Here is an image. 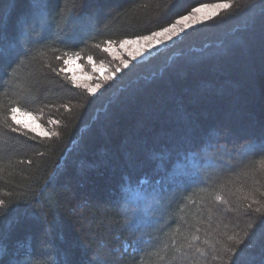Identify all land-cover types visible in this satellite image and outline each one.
<instances>
[{
	"label": "trees",
	"instance_id": "1",
	"mask_svg": "<svg viewBox=\"0 0 264 264\" xmlns=\"http://www.w3.org/2000/svg\"><path fill=\"white\" fill-rule=\"evenodd\" d=\"M217 2L230 7L146 58L110 59V44ZM44 3L0 0V264H264V239L250 227L264 216V0ZM89 57L113 72L94 93L65 70ZM13 108L55 135L18 129ZM220 123L240 140L227 161L221 144L198 145ZM147 129L197 138L161 147L139 137ZM119 136L145 139L144 152L182 150L171 166L138 163L132 146L113 144Z\"/></svg>",
	"mask_w": 264,
	"mask_h": 264
},
{
	"label": "rangeland",
	"instance_id": "2",
	"mask_svg": "<svg viewBox=\"0 0 264 264\" xmlns=\"http://www.w3.org/2000/svg\"><path fill=\"white\" fill-rule=\"evenodd\" d=\"M225 3H227V2H217V3H213V4L200 5V6L196 7L195 9H200L199 12H195L193 10L189 14L183 16V17H189V19H187L186 21L182 20L183 17H181L177 20V21H180V23H177V21H175L171 25L166 26L165 28H171L172 30L167 35L162 34L158 38L152 39L151 40V46H149V43L147 41L138 40V38H140V37L132 38V39H124L127 41H138L135 43L130 42L127 44H122L120 41L117 44H110L109 46H107L108 50L110 51V55H111L110 59L112 58L113 60H116L118 62V65H124L125 61H127V64H128V63L135 61V60L144 59L147 56H149L150 54H152L154 51H157V50L164 48L167 44L171 43L174 39L178 38L187 29H189V28L195 26L197 23L205 20V19H202L203 17H205V16L210 17V16L214 15V13H216L220 9H222L221 7H217V6L225 4ZM193 16L196 17V22H193V20L191 19V17H193ZM172 26H175V27L173 28ZM162 30H159L156 32H162ZM151 35H152V33L149 35H145V36L151 37ZM141 37H144V36H141ZM124 40H122V41H124ZM157 40H159V43H157ZM138 48L143 49L139 54H137ZM215 55H217V54H214L212 56H215ZM212 59H215V58H212ZM88 60H89V58H84L82 60L74 59V60H69L65 64V70L69 72L72 79L75 78L76 83L95 87L96 85H98L97 82H99V80H101L102 78H106L107 75L113 74V72H110V69L106 64H101V63L95 64L94 61H92V60L88 61ZM115 69H116V71H118L119 66H115L112 70H115ZM225 96L230 98V100L233 99L234 108H236L237 106L242 107L244 104V103L239 104V103L235 102L236 99H238L239 101L242 100L240 98V96L237 95L236 93H233V92L228 93V95H225ZM240 105H242V106H240ZM234 112L235 113H233V111L231 112V114H232L231 116L234 118L233 121L234 120L237 121L238 119H236V117H235L237 115V111H234ZM13 116H15V119H13ZM185 116L189 117V115H187V114H185ZM11 121L13 122V125L14 124L18 125V129H23V128L25 130L28 129V130L36 133V134H39V135H41V134L45 135V133H50V130L48 129V127L45 124L41 123V122H47V121H43V120L40 121V119H38V116L32 112H26V111H22V110H19L15 113L11 112ZM17 122H19V123H17ZM220 124H221L219 126L220 127V133L218 134L219 135L218 137H214L212 141L206 139L204 136L199 137L198 141L201 140L200 142H202V141H204V142H202V143L198 142V145L206 143V144L211 146V143H212V144H215L217 146H220V144H221L220 147L221 148L224 147V150L219 151L220 149H218V150L212 149V151H213V153L216 151H219L216 153H218L220 156H222V159H224V161H227V157H230V155H231L230 153H232V151H230V149L226 150V148L231 147V143L235 144V143L240 142V140L237 141V138L234 137L233 135H231L230 130L228 129V127H226V124H225V126L223 123H220ZM169 131L170 130H168V129H164L160 133H158V132H153V131L147 129L142 133V134H144V137L141 136V134L139 135V137L140 138H147V141H150V143L152 145L158 143L161 147H162V145L167 144V143L168 144L171 143V145L174 144V147L175 146L179 147L178 141L179 142L183 141V137H184V143H186L187 141H191L196 137V135H194L195 137H191L193 134L191 132L189 133V131H186L183 134V137L172 138V136H170V134L173 135V131H171L172 133H170L168 135ZM163 134L165 135L163 137L164 139L159 138L160 135L162 136ZM177 135L179 136V134H177ZM185 136H188V138ZM121 137L122 136H119V139ZM124 138L126 140L129 139L127 136H125ZM119 139L113 143L115 146H122L124 141H122V138L120 140ZM221 140L224 141L225 143L222 142ZM139 142L141 144H139ZM144 142H145V139H140V141H138V139H135V138H133L130 141V143H127V141H126L127 144H125V142H124V144L126 146H128V147L132 146L131 149L133 148L134 153H135V159L137 160L138 163H143L144 161L146 162V160H149L152 156H154V157H156L155 158V164H161L164 162L165 166L166 165L171 166V164L176 160V158L180 156V153L182 150V148L176 149L174 147L173 148L172 147H166V148L163 147L164 149L159 150V151L149 149V151L144 152V150L146 149V145H143ZM135 143H137V144H135ZM132 144H134V145H132ZM190 144H192V143H190ZM70 146H72V145H70ZM169 149L171 151L168 153ZM147 154H148V156H147ZM216 155L217 154H215V156ZM151 160H153V159H151ZM154 166H156V165H154ZM158 167L159 166H156V169ZM151 171H153V169H151ZM84 173H86L85 176L88 180L89 172L85 171ZM77 180L81 181L83 187H84V184L87 185V181H84L82 179V177L78 176ZM81 222L86 227V228H84L85 231L88 232L89 224H88L87 218H82ZM224 222L227 223L226 220H224ZM231 225H232L231 222L228 223L227 230L231 231V229H230V228H232ZM244 227L247 228L248 225H244ZM256 237H257V235H256ZM253 238L256 239L255 236ZM251 242H253V241H251ZM82 245L85 246V244H82ZM92 256H94V255H92ZM223 263L228 264L226 262H222V264ZM232 264H234V263H232Z\"/></svg>",
	"mask_w": 264,
	"mask_h": 264
},
{
	"label": "snow or ice",
	"instance_id": "3",
	"mask_svg": "<svg viewBox=\"0 0 264 264\" xmlns=\"http://www.w3.org/2000/svg\"><path fill=\"white\" fill-rule=\"evenodd\" d=\"M32 3L35 5V7L37 9H42V8H45L47 5L44 3V0H32ZM68 6L69 8H75V0H71V3L66 5ZM217 7H221V8H229L230 7V4H222V5H218ZM195 12H199L200 9H194ZM215 14V13H214ZM209 17L205 16L203 17L202 19H208ZM189 19V17H183L182 20H187ZM191 19L193 20V22H196V17L193 16L191 17ZM177 23H180V21H177ZM187 26V25H186ZM173 28L175 26H172ZM172 29L171 28H164L162 30V32H154L152 33L151 37H148V36H144V37H140L138 38V40H144V41H147L149 43V46H151V40L152 39H156L158 38L160 35H167ZM6 37H5V33H4V30L3 28H0V63H3V60H4V56H5V52H4V48H3V45H4V41H5ZM135 43V42H138V41H127V40H124V41H121L122 44H127V43ZM157 43H159V40H157ZM143 49L142 48H138L137 49V54H139ZM77 56L79 55L78 53L76 54ZM89 60H91V57H89ZM68 61H65V63H67ZM124 65L125 67H127V61L124 62ZM73 83H76V80L75 78H73ZM84 87L87 88V90L89 91V93H94L96 91V89H98L99 87H101L100 85H96L95 87H91V86H88V85H84ZM19 111L18 108H13L12 109V112L15 113ZM13 119H15V116H13ZM19 123V122H17ZM45 135H55V133H45ZM260 166L261 167H264V160H262L260 162ZM216 199L217 200H220L221 197L219 195L216 196ZM4 201L3 200H0V205H4ZM257 211H259V209H257ZM0 215H3V213H0ZM250 227L253 229V232L251 235L253 236H256V235H259L262 239H264V216H261L257 219V221L253 224V225H250Z\"/></svg>",
	"mask_w": 264,
	"mask_h": 264
}]
</instances>
